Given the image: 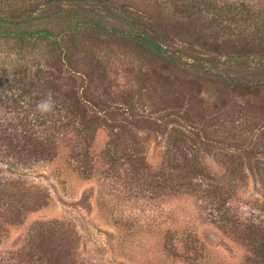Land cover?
<instances>
[{
	"label": "rangeland",
	"instance_id": "obj_1",
	"mask_svg": "<svg viewBox=\"0 0 264 264\" xmlns=\"http://www.w3.org/2000/svg\"><path fill=\"white\" fill-rule=\"evenodd\" d=\"M44 1L0 0L2 20L12 16L25 19L29 11L33 12L22 24L8 25L0 21V124H3L0 128L3 130L9 124L10 131L15 126L16 142L23 133L31 132L40 136L39 140H45L48 147L47 138L53 143L60 142L53 158L21 162L7 156V144L0 140V264H31L19 255L22 249L30 247V232L41 222L69 229L76 237L74 242L78 243L73 245L77 246V264H253L247 241L233 233L227 234L221 227L223 219L210 199L200 193L196 195L193 188L186 186L170 193L159 191L156 195L145 188L135 191L136 181H131L129 175L126 177L121 169L122 172L112 169L105 161L109 134L104 128L97 131L91 142L88 153L91 159L79 164L72 158L76 141L73 131L63 127L67 119L58 117L54 109L56 106L69 109L70 102L56 103V99L42 93L41 99H35L29 93L32 88L29 85L36 76H57L56 84L62 93L76 89L90 98L88 105L93 110H111L117 105L121 108L119 102L111 101V93L130 94L142 100L134 109L146 120L136 122L133 128L147 146L146 158L153 169L166 165L174 127L181 120L204 130L203 136L211 142L201 143L199 160L206 165L209 179L227 180L220 178L226 171L220 157L225 153H241L248 178L236 188L226 206L245 224L255 220V224L264 227V189L257 179L260 168L256 167L259 160L264 162V135L260 136L258 130L264 128V120L256 118L257 112H254V123L241 117L237 119L235 129L231 128L235 131L234 138L227 140L210 130L208 119L192 124L183 121L184 114L180 116L176 109L168 113L152 111L149 101L156 102L161 96L176 102L185 96L186 103L188 97L195 95L205 108L215 113L223 107V100L237 99L223 79L239 77L259 86L254 110H261L264 106V0H217L225 8L218 10L217 6L205 11L199 21L206 22L209 34L221 35L217 36L222 39L221 47H205L202 42L205 39L193 42L185 35L186 30H182L173 37L175 44L172 45L183 50L175 52L183 55L178 63L140 47L127 36L93 24L77 25L72 14L54 13V5L39 10L38 4ZM115 1L119 14L132 19L140 15L145 22L165 28L171 26L169 21L188 27L191 13L186 14L184 6L193 0L183 3L170 0L164 4L157 3L159 0ZM114 5L111 7L115 8ZM155 6L157 12L152 11ZM63 7L81 11L75 9L73 2H65ZM84 8L87 9V4ZM95 12L96 18L103 19L111 29H129L126 22L109 19L102 10ZM194 12L197 16L200 14ZM45 28L53 31L51 38L34 34ZM240 30L255 38L251 46H248L251 41L235 37ZM142 83L146 86L143 91ZM142 92L149 93L150 99L146 100V95L145 99L140 98ZM49 99L50 107L42 109L40 105ZM15 106H18L16 111ZM118 112L110 114V119L120 120L123 114L120 109ZM223 118L227 123L228 117ZM223 130H230L229 125ZM14 178L26 180L30 184L28 193L38 196L41 204L20 223L5 215L11 202L16 208L21 206L22 185L20 189H12L15 186L9 182ZM205 178L200 176L201 181ZM26 195L30 203L32 199Z\"/></svg>",
	"mask_w": 264,
	"mask_h": 264
},
{
	"label": "trees",
	"instance_id": "obj_2",
	"mask_svg": "<svg viewBox=\"0 0 264 264\" xmlns=\"http://www.w3.org/2000/svg\"><path fill=\"white\" fill-rule=\"evenodd\" d=\"M169 1L170 0H159L157 3L164 4ZM177 1L183 3L185 0H176V2ZM65 2L75 3V9L81 11L78 12L74 10V8H64L63 4ZM33 3L35 6L37 5L36 1ZM191 3L192 4L184 6L186 14L191 13V16H189L190 19L187 22L188 27H185L184 24H176V22L169 21L171 26L165 28H162L157 23L156 26L151 22H145V19L141 18L140 15H135L132 19L130 17H125L121 13L119 14L117 12L119 11L117 10L119 5H117L115 0L114 2L112 0H46L44 4H38V6H40L38 9H43L44 6L47 5H54V13L60 15L72 14L77 25L87 23L93 24L103 30H110L116 35L121 34L125 37L127 36V38L139 44L140 47L149 49L161 58L178 63V59L180 57L182 59L183 55L180 54V56H178L179 54L176 55L175 52H182L183 50L172 47V45L174 46L175 44L173 37L175 35H180L182 30H186L185 35L192 38L193 42L205 39L202 41L205 47H212L213 45H215L217 49L221 47L222 39L217 37L219 34L214 32L209 34L207 32L206 22L199 21V18L205 11L209 12L217 6L219 7L218 10L225 7L223 5H218L217 0H193ZM84 4H87L86 10ZM111 5H114L115 8H112ZM95 10H102L103 14L109 19L126 22L129 25V29H111L103 19L96 18ZM194 10L199 11L200 14L197 16ZM152 11L157 12V7ZM27 14L28 16L26 15L25 19H20V16H12L3 20L0 19V21L8 25L22 24L33 12L29 11ZM144 24L149 25V27H144ZM171 27H173V29ZM240 32L241 33H236L235 37L243 38L245 42L251 41L248 45L251 46L255 38H250V35L243 33L244 30H240ZM34 34L49 38L54 35L53 31L47 28L36 30ZM211 37H214V39L208 40ZM187 54L189 55V53ZM212 69L215 68L213 67ZM56 78L57 76H36V80L29 85L32 87L29 93H31L35 99H41L42 96L39 94L42 93L44 96L49 95V97L56 99V103H61L63 101L70 102L69 109L63 110L57 106L54 107V109L58 117L64 116L67 119L63 127H70L76 138V141L73 142L72 158H75L79 164H84L85 161H89L91 156H89L88 153L91 142L97 134V131L104 128L109 134L108 144L105 149V161L107 160V164L109 166L111 165L112 169L116 168L118 172L124 171L126 177L129 175L131 181L135 180L138 186L135 188V191L141 192V190L145 188L156 195L159 194V191H162V193H170L174 192L177 188L186 186L193 188L192 190L196 195L200 193L203 197L210 199V202L214 206V210L219 212L220 218L223 219L221 220V222H223L221 227L227 234L233 233L238 239L247 241L253 254V257H251L252 263L264 264L263 224H255V220H252L251 224H245L238 214L231 213L230 208L226 206L235 193L236 188L246 183L248 178L244 173V159L241 153H225L224 157H220V163L226 170L225 174L220 178H226L227 180L218 179V181H214L213 179H209L210 173L207 171L206 165L199 160L201 156L199 146L201 143L208 144L211 141L206 140V137L203 136L204 130L202 131L191 124L183 123L181 120V123L174 127L175 131L174 134H172L173 140L170 145L171 151L166 160V165L159 169H153L146 158L147 146L143 144L139 134L133 128L136 122L146 120V117H143L142 114H136L134 109V107L143 103L142 100L139 101L138 98L130 94L122 96L111 93V95H109L111 101L114 103L119 102L118 104H120V107L122 106L121 108L117 105L114 108H110L111 110L103 108L93 110L88 105L91 101L90 98L88 99L86 96H83L82 93L76 89L72 92L62 93L56 84ZM223 83L228 87L230 92L237 96V99L231 101L223 100V107L217 108L215 113H211L205 108L202 105V101L198 100V97L195 95L193 98L188 97L189 100L186 103H184L186 99L185 96H180L179 100L176 102L173 98L169 99L168 97L164 99L159 96L158 101L155 102L150 99V94L146 93L148 91L142 92V95H139H141L140 98L142 99H145L143 98L144 95L148 96L146 100L150 99L149 101L153 105L152 111H165L168 113L169 110L176 109L179 111L178 114L180 116L181 113L182 115L184 114L185 119L183 121H189L192 124H194V122L203 123L208 119L209 123L211 122L210 126H212L210 130L219 133V135L228 140L234 138L235 131H231V128L232 130L235 129L236 120H240V117L252 122L255 118L254 112H257L256 118L263 121L264 106H262L261 110H254V106L257 105L254 99L259 97L260 91L259 86H256V84L239 77H225ZM148 85L149 84H147V87ZM144 87L146 86L142 83V91ZM240 98H242L241 101L238 100ZM194 101H197V104H199H195ZM93 103L98 105L94 101ZM226 106L227 108H224ZM119 109L120 113L123 114L121 119L111 120L109 115L119 113ZM14 110H18V106H15ZM194 113H196L197 117ZM225 115L228 117V120L226 118L227 123L223 118ZM234 116L236 118H234ZM226 124L229 125L230 130L224 131L223 129ZM2 126L3 124H0V127ZM8 128L9 124L3 130L0 128V140H2V143L7 144L6 152L9 154L7 155L8 157H16L21 162H29L31 160L41 161L44 159H51L56 156L57 149L60 145L59 141L53 143L47 138L49 143L48 147L45 140H39L40 136H36L35 132H31L23 133L21 137L18 138L19 142H16V136L14 134L18 132L15 130L16 127L14 126L10 131H8ZM258 130L260 131V136H263L264 128L260 127ZM39 134L42 136V133L39 132ZM59 134L61 133L59 132ZM256 167L260 168V171L258 170L257 172V179L264 189L263 160L262 162L259 160ZM120 169L122 171H120ZM200 176H205V180L201 181ZM9 183L11 186L14 185L15 187L12 189L16 188V190L20 189L21 184L22 188L20 190L22 192H20V195H23V197L20 199L21 206L16 208L11 202L9 207L5 210V215L7 219H18V223H20L24 220L27 213L41 207L39 206L41 204H39L37 200L38 196L33 197L28 193L30 190L28 185L30 184L26 180L14 178V180ZM127 184H129V182H127ZM1 187L2 184L0 183V188ZM26 194L32 199L30 203ZM13 197L12 195V198ZM14 223L17 222L14 221ZM55 225L56 224L49 222L35 224L30 232L31 235L28 240V246L30 245V247L22 249L19 258L29 260L31 264H77L78 262L75 258V247L77 246L75 245L78 242H74L76 237L71 235L69 229L66 230L63 227H56ZM73 242L75 245H73ZM29 248H31V250H29Z\"/></svg>",
	"mask_w": 264,
	"mask_h": 264
},
{
	"label": "clouds",
	"instance_id": "obj_3",
	"mask_svg": "<svg viewBox=\"0 0 264 264\" xmlns=\"http://www.w3.org/2000/svg\"><path fill=\"white\" fill-rule=\"evenodd\" d=\"M50 105H51V100L49 99V100L44 101V102L40 105V107H41L42 109H47V108L50 107Z\"/></svg>",
	"mask_w": 264,
	"mask_h": 264
}]
</instances>
